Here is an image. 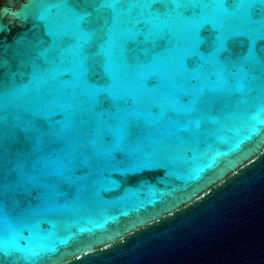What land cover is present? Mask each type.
Returning a JSON list of instances; mask_svg holds the SVG:
<instances>
[{
  "label": "water",
  "instance_id": "water-1",
  "mask_svg": "<svg viewBox=\"0 0 264 264\" xmlns=\"http://www.w3.org/2000/svg\"><path fill=\"white\" fill-rule=\"evenodd\" d=\"M74 6L0 0V264H264V4L156 6L166 26L99 102L32 75L36 38ZM193 24L230 34L225 67L184 59Z\"/></svg>",
  "mask_w": 264,
  "mask_h": 264
},
{
  "label": "snow or ice",
  "instance_id": "snow-or-ice-1",
  "mask_svg": "<svg viewBox=\"0 0 264 264\" xmlns=\"http://www.w3.org/2000/svg\"><path fill=\"white\" fill-rule=\"evenodd\" d=\"M65 6L73 2L70 15L49 23L44 36L36 38V60H43L48 68L41 72L39 64L33 62L34 78H51L57 72L70 75L79 86L80 94L95 102L101 97L115 98V67L125 58H137L146 54L149 46L166 26L167 12L156 6H163L169 12L190 5L195 0H62ZM264 4V0H258ZM124 5L135 9L127 12ZM230 34L218 33L213 37H202L196 24L191 25L184 36L182 54L184 59L193 58L199 69L212 66L222 69L219 57L228 51L225 41ZM257 36L264 38V28L250 33L249 41ZM235 43V42H234ZM251 54V48L249 50ZM2 63V59H0ZM219 74V73H217ZM203 71L194 70L193 79L202 78ZM6 87L0 80V90ZM194 104L202 102L193 97ZM42 115V113H37ZM31 131L40 136L42 129ZM0 185V197L4 195ZM3 200L0 199V207ZM26 226L22 224V227Z\"/></svg>",
  "mask_w": 264,
  "mask_h": 264
}]
</instances>
